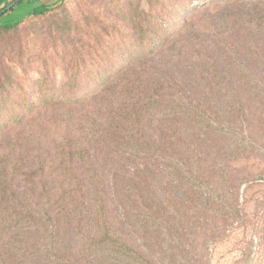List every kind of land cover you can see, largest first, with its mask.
Wrapping results in <instances>:
<instances>
[{"label": "trees", "instance_id": "16d2710c", "mask_svg": "<svg viewBox=\"0 0 264 264\" xmlns=\"http://www.w3.org/2000/svg\"><path fill=\"white\" fill-rule=\"evenodd\" d=\"M39 1H1L0 19L16 6ZM166 1L121 2L105 27L122 33L121 25L129 24L135 42L142 46L150 36L154 44L155 34L168 36L159 48L123 55V62L114 72L107 66L92 70L84 77L94 86L85 90L79 81L83 72L70 74L67 68L62 83L49 93L40 91L38 100L27 106L24 102L22 107L16 102L11 105L15 106L14 112L0 124V264H208V245L201 242L205 228L196 220L198 213L207 208L214 210L216 214L209 216L213 218L210 226L220 230L238 210L239 191L234 180L241 172L235 163H264V133L258 136V143L254 133L244 126L250 122L248 108L244 104L236 108L229 102L220 114L211 106V101L223 93L222 86L230 83V65L241 58H248L250 64H261L264 59V0H208L197 4L191 18L185 17L188 10L174 7L179 0L170 5ZM52 9L42 4L29 17L45 16ZM213 10L219 11L216 20L197 29L199 25L192 18L200 11ZM164 16L171 22L161 21L166 20ZM145 22L144 30L141 24ZM20 23L2 25L0 38ZM173 24L178 26L174 33ZM95 31L90 32L91 41L100 39ZM218 31L226 34V39L213 40L219 37ZM90 42H83L84 46L75 42V47L81 46L74 50L75 55H88L92 51ZM66 44L71 46L73 41L67 39ZM179 45L188 56L182 58L176 70L122 80L147 55ZM105 54L99 57L102 63L108 61ZM82 62L86 63L85 56ZM240 65L243 70L250 68L246 61ZM250 77L257 75L253 72ZM258 77L263 82L264 74ZM97 81L102 83L97 85ZM201 83L210 90L202 89ZM176 87L179 91L175 92ZM6 105L2 103L8 109ZM226 116L233 118L234 126L226 123ZM238 119L242 120L244 136L233 131L241 127ZM181 126L214 135L219 138L216 144L222 141L224 146L231 142L230 137L237 139L239 135L244 139L242 149L230 151V156L234 155L230 162L235 167L230 168L232 185L227 199L216 197L215 189H208L204 195L210 199L202 205L190 208L176 202L179 193L187 201L192 199L190 202L202 199L199 189L205 180L196 170L200 149L194 150L195 166L191 165L188 148L181 150L186 141ZM248 171L243 184L249 185ZM164 177L171 178L168 183L174 202L161 198ZM260 177L263 179L264 173ZM87 182L92 183L91 190L86 188ZM40 183L43 190L37 201H23L21 188H26L28 194L29 190L35 192ZM90 191L98 197L95 225L99 232L95 236L84 232L85 225L79 219ZM45 194L49 197L42 202ZM181 207L195 217L197 231L192 232L191 225L175 227L177 216L174 213L171 218L170 211ZM65 228L80 237H73Z\"/></svg>", "mask_w": 264, "mask_h": 264}, {"label": "rangeland", "instance_id": "374dc122", "mask_svg": "<svg viewBox=\"0 0 264 264\" xmlns=\"http://www.w3.org/2000/svg\"><path fill=\"white\" fill-rule=\"evenodd\" d=\"M172 1L167 0L166 2L170 5L173 3ZM204 1L209 2L208 0H179L177 4L174 3V7L188 10V12H184L186 13L185 17L191 18L195 13V7L199 6L197 4H201ZM40 2V4L53 7L52 11L45 16L29 17L31 12L26 11L30 7H24V10L19 9L17 12H12L0 19V27L5 24L21 22L17 29L5 33L0 38V112H2L0 114V124L9 119L11 113L14 112L15 106L11 107L14 102L18 106L20 103L19 107L23 106L22 102L27 106L29 102L38 100L37 96L40 91L49 93L51 88L60 85L63 80V73L67 71V68L70 70V74L73 72L75 74L83 72L82 79L79 80L80 85L83 90L89 89L94 84H90L85 80L84 76L87 73L92 70L104 69L106 66L114 72L116 67L123 62L121 59L123 55L127 57L132 52L150 53L152 50L159 48L168 37L164 34H159V37H157L155 34L154 44L152 43L153 38L150 36L147 43L142 46L135 42L134 31L127 23L121 25L122 33L114 30L109 31V29L105 28L108 27L106 26V21L112 20L117 7L119 9L121 2L127 3V0H40ZM31 4L34 3H29V5ZM156 9L161 11L160 8L156 7ZM215 11L217 10H213L212 12L200 11L201 13L196 14L198 16L195 15L196 17H193L194 19L192 18V20L199 25L197 29H204L208 27V24L214 22L217 18L215 13H219V11ZM180 16L182 15L176 17L172 23H175ZM163 19L166 20L161 21H170L166 16ZM137 21L139 22L140 20ZM141 26L145 30L147 23L145 22ZM177 27L175 25L171 31L174 33ZM93 29L96 30V34H99L100 39L97 41H91L90 39V32ZM218 32L219 37H214L213 40L220 41L224 37L226 39V34ZM190 34L193 35L192 30H190ZM186 36L189 37L188 34ZM67 39L73 41L71 46L66 44ZM86 41L88 43L91 41L92 51H88V55L76 56L74 50L81 46L75 47L74 43L78 42L84 46L83 42ZM104 51L106 52L105 57L108 58V61L102 63L99 57ZM233 51L237 53L235 49ZM185 52V49L179 45L177 49L169 48L162 53L147 55L127 75L123 76L122 80L126 77V80L135 78L139 74L152 76L154 73H161L166 70L174 71L180 66L182 58L188 56ZM84 56L86 59L85 64L83 62L80 63ZM63 58H66V62L63 61ZM245 61L249 63L250 68L243 70L240 64L245 63ZM69 62L72 63L69 64ZM230 68H233L230 76L231 79H229L230 83L222 86L223 93L218 94L217 98L211 101V106L222 114V111L227 108L229 102L233 103L236 108H238V104H241V106L244 104L248 108V118L250 121L249 123H244V126L254 133V137L260 143L261 141L258 136L264 133V80L263 82L260 81L261 79L258 76L264 74L262 72L264 70V59L261 60V64L256 62L250 64L248 58H241L239 62L236 60V64L228 67V69ZM252 71L257 77L249 78V74L253 73ZM100 82L97 85L102 83ZM257 82L260 83V86H258ZM200 86L202 89L205 87L206 91L210 90L203 83ZM176 91H179V88L176 87ZM5 102H7L6 106H9L8 109L2 106V103ZM226 119L225 121L229 126L230 124L234 126L232 117L226 116ZM237 122L241 127L238 129L235 127L233 131L244 136L243 132H241L242 120L238 119ZM181 134L186 138L185 144L182 145L180 143L183 146L181 150L184 149L185 152L188 148V157L193 166L196 165L194 164V150L195 148L198 151L200 149L198 155L200 163H198V169L196 170L198 171L197 175L202 176V179L205 180L201 183L202 187L199 189L202 192V199H198L197 202H190L192 199H188L187 201V198L180 196L181 193H179L176 196V202L178 204H186L190 208H194L195 205H202L207 199H210V196L206 197L204 195L205 190L208 191V189H215L217 192L216 197L220 195L227 199L230 195L229 185H232L230 182V168L235 167L230 162L234 158V155L230 156V151L237 152L244 145V139L239 135H237V139L230 137L232 143L229 142L230 145L224 146L222 141L216 144V140L219 139L215 138L216 136L205 132L202 133L198 129L194 132L190 127L181 126ZM245 135H248V133H245ZM250 140L249 138L247 141ZM229 146H231V149H229ZM235 164L238 165L236 168L241 172L234 180V184L238 186L239 191V201H236V203L238 202V210L235 211L237 214L230 219L229 223L219 228L220 230L217 228L214 230V227L210 226L213 218L209 217L216 214L214 210L207 208L204 212H199L196 220L199 219L205 228L201 231L203 234L201 242H206V245H208V264H264V178L260 177L261 172L264 173V163L261 164V161L258 160V162L251 161L247 163L243 161L241 164ZM256 164L257 169H253L252 166ZM223 168H228V170L225 171ZM37 169L40 170L38 167ZM219 169L221 170L219 171ZM246 170H249L250 174L249 180L251 183L249 185L243 184L244 176H247ZM46 171L48 173L49 169H46ZM168 179L171 180V178ZM168 179L164 177L160 195L165 202L167 200L174 202L170 193L172 187L169 186ZM38 181L39 178L37 179ZM91 185L92 183L89 184L87 182L86 188L91 190ZM21 190V193L25 194L24 196L21 195L24 198L23 201H26V199L37 201L36 197H39L43 189L40 183L37 185L35 192L29 190L27 194L26 188H21ZM54 194L55 191L53 189L51 197ZM49 195L45 194L42 202H46ZM97 198L95 192L91 193L90 191L89 199H87L85 208L82 209V213L79 216V219L83 220L82 223L85 225L84 232L91 236H95L99 232L95 225ZM230 203L235 202L231 201ZM181 208L170 211L171 218H173L174 213L177 216L175 227L181 228L183 226L186 228L191 225L192 232L197 231L199 226L195 222V217L192 216L191 218L189 213H185V208ZM199 208L200 206H198ZM198 209H192V211ZM189 211L191 212V210ZM220 214L225 213L220 212ZM222 221L223 219L221 218L220 222ZM65 225L67 224L65 223ZM65 229L73 237H80L75 234L74 230ZM212 236L217 237L215 240H211Z\"/></svg>", "mask_w": 264, "mask_h": 264}, {"label": "crops", "instance_id": "0c3cea01", "mask_svg": "<svg viewBox=\"0 0 264 264\" xmlns=\"http://www.w3.org/2000/svg\"><path fill=\"white\" fill-rule=\"evenodd\" d=\"M1 1H4V0H0V2ZM9 2H11L12 0H8ZM14 1V0H13ZM41 1H43V0H41ZM45 1V0H44ZM41 2L39 1V2H37L36 3V5L34 6V4H31V5H29V3H24V4H22V5H20V6H16L15 7V10L13 11V13H15V12H17L19 9L20 10H24L25 8L24 7H30V9L29 10H27L26 12H32L36 7H38V6H40V5H42V4H40ZM1 7H3V5H1L0 4V8ZM34 8V9H33Z\"/></svg>", "mask_w": 264, "mask_h": 264}, {"label": "water", "instance_id": "95a60500", "mask_svg": "<svg viewBox=\"0 0 264 264\" xmlns=\"http://www.w3.org/2000/svg\"><path fill=\"white\" fill-rule=\"evenodd\" d=\"M17 3H18V2H16L15 4H17ZM15 4H14V5H15ZM10 7H12V6H10Z\"/></svg>", "mask_w": 264, "mask_h": 264}]
</instances>
